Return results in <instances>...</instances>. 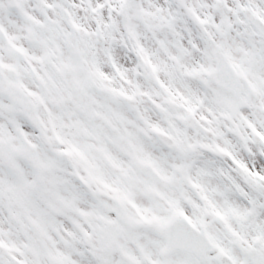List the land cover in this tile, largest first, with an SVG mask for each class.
<instances>
[{"label":"snow or ice","instance_id":"1","mask_svg":"<svg viewBox=\"0 0 264 264\" xmlns=\"http://www.w3.org/2000/svg\"><path fill=\"white\" fill-rule=\"evenodd\" d=\"M0 264H264V0H0Z\"/></svg>","mask_w":264,"mask_h":264}]
</instances>
